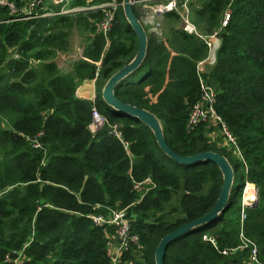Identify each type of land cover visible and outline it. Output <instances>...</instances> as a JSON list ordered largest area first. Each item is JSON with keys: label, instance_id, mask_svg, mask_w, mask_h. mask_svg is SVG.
<instances>
[{"label": "trees", "instance_id": "obj_1", "mask_svg": "<svg viewBox=\"0 0 264 264\" xmlns=\"http://www.w3.org/2000/svg\"><path fill=\"white\" fill-rule=\"evenodd\" d=\"M13 1L21 9L26 0ZM85 4L69 0L67 5ZM187 4L203 32L218 27L223 9L229 8L214 62L202 75L214 89V108L243 160L207 135L206 122L186 130L189 108L199 94L194 62L206 46L196 35L168 23L178 15L165 11L160 19L168 24L166 35L162 30L159 40L148 35L143 60L114 85V94L151 110L174 151L224 154L233 168V184L218 217L168 242L163 262L244 264V249L220 251L238 244L240 224L264 262V0ZM32 11L38 14H12L0 6V264H11L3 260L4 254L12 256L19 248L20 264H112L108 241L113 228L94 223L89 214L121 207L139 246L122 250L116 264H154L159 237L212 206L220 171L207 159L186 164L171 159L147 125L102 101L101 84L136 47L120 4L105 33L95 28L99 8L57 12L45 6ZM73 28L82 34L81 53L60 70L55 57L67 51ZM90 78L94 97L76 95V86ZM93 104L108 122L118 123L127 147L107 132V124L89 130ZM144 176L153 184L143 192L132 188V182ZM245 180L255 185L257 200L244 206L240 221Z\"/></svg>", "mask_w": 264, "mask_h": 264}, {"label": "built area", "instance_id": "obj_2", "mask_svg": "<svg viewBox=\"0 0 264 264\" xmlns=\"http://www.w3.org/2000/svg\"><path fill=\"white\" fill-rule=\"evenodd\" d=\"M54 3L61 2L64 0H51ZM119 0H86L87 6L77 5L68 8L60 9L57 12L69 11L73 9L81 8H99L101 15L97 20L96 30L105 33L106 30L110 28L115 19V13ZM0 6H6L10 13L15 14L18 10L25 12L26 16H35L38 13L32 11L36 7H43L44 0H26L24 7L19 9L13 0H0ZM133 7L140 11L137 14L141 23L145 28L147 35L149 34H159L161 31L160 25V15L165 11H174L177 13L180 20V26L183 30L188 33H192L200 38L206 46L205 54L196 59L194 62V68L198 79L199 94L198 98L191 104L185 126L186 130H189L198 122H206L207 126L210 127L207 135L213 139L218 136H222V140L218 139L222 145H225L234 153V157L237 159H242L240 150L236 144L234 136L228 130L225 122L222 120L220 115L216 112L213 102H214V89L209 85L203 78L202 73L205 72L208 67H210L214 62L215 49L219 44V30L220 27L225 25L229 17V8L225 7L221 13L219 26L208 31L203 32L196 27L194 22L190 17V9L187 4V0H134ZM62 8V7H61ZM33 12V13H32ZM56 12V11H54ZM81 53V46L74 49L73 55L70 53L71 57L79 56ZM103 124H107V132L116 136L124 147H127V141L122 138L120 129L118 128V123L108 122L106 117L100 113L96 106L93 104L90 108V120L88 123V128L90 131H94ZM36 144V142L34 143ZM243 160V159H242ZM153 184L149 176H144L141 180H134L132 182V188L139 190L140 192L145 191L149 186ZM256 196L255 185L245 180L241 186L240 190V212L239 219L241 221L244 216V206L251 201ZM90 218L94 223L97 224H110L113 228V238L115 241V248L113 253L109 258L112 264H116V260L122 250L127 249L130 245L134 244L136 247L139 246L138 235L130 230L129 217L125 214L123 207L121 208H110L106 214H89ZM202 238L209 240L214 244L213 238L202 233ZM239 242L236 246L232 248H222L220 251L225 253L230 251V249H244L245 259L244 264H264V262L258 256V247L254 240L249 236H246L243 232L242 226L240 224L238 230ZM110 242L108 241V244ZM24 242L22 245H25ZM14 255L10 256L8 253L4 254L3 260L10 261L11 264H20L22 261L21 248L12 250Z\"/></svg>", "mask_w": 264, "mask_h": 264}, {"label": "water", "instance_id": "obj_3", "mask_svg": "<svg viewBox=\"0 0 264 264\" xmlns=\"http://www.w3.org/2000/svg\"><path fill=\"white\" fill-rule=\"evenodd\" d=\"M134 0H120L122 13L128 26L136 39V47L132 56L111 72L100 86V97L102 101L111 108L129 114L148 126L160 150L179 163H191L201 159H207L214 163L221 174V185L212 206L199 216L190 219L170 229L161 235L154 247V264H164L163 255L168 242L189 230L218 217L225 207L230 188L233 184V168L226 156L214 150H203L192 154H180L171 149L166 143L162 125L159 118L149 109L135 104L122 101L114 94V85L124 76L139 66L143 60L147 48V32L138 15L133 11ZM255 198L248 202L249 205L256 203Z\"/></svg>", "mask_w": 264, "mask_h": 264}, {"label": "rangeland", "instance_id": "obj_4", "mask_svg": "<svg viewBox=\"0 0 264 264\" xmlns=\"http://www.w3.org/2000/svg\"><path fill=\"white\" fill-rule=\"evenodd\" d=\"M68 2H69V0H64L63 1V3L61 4V2H57L56 4H54L53 2H51V1H46L45 2V5L46 6H52V7H54V8H56V9H58V10H60V9H64V8H68V7H71V6H69V5H67L68 4ZM84 6H87V5H84ZM62 7V8H61ZM85 8H87V7H85ZM85 8H81V9H85ZM134 8V7H133ZM135 9V8H134ZM73 10H78V9H73ZM136 10V9H135ZM69 11H71V10H69ZM137 11V14H140V11L139 10H136ZM61 12H63V11H61ZM162 16H163V13L161 14ZM170 18V17H169ZM164 20H165V18L164 17H162V19L160 20V27L162 28L161 30H162V32L161 33H164V36L166 35V31L168 30V24L167 23H165V25H164ZM170 20H171V22L170 21H168V23H170V24H176V25H178V26H180V20H179V18H177V21L176 20H173V19H171L170 18ZM197 27V26H196ZM95 28H96V24H95ZM199 30H200V28H198ZM202 31V30H201ZM78 32V30L76 29V28H73V30L71 31V33L69 34V36H68V39H69V45H68V48H66V50L67 51H65V52H63L64 54H67L68 55V53L70 54V53H72V46L73 45H77V44H79V42L81 41V35L82 34H79V32ZM130 35H133L132 33L130 34ZM149 36L152 38V39H155V40H159V38H158V36H157V34L155 35V34H149ZM71 39H73L72 40V42L74 41V43L75 44H73L72 45V42L70 43V41H71ZM74 52V51H73ZM61 53V52H60ZM62 54V53H61ZM61 54H56V57H55V60H56V63H57V65H58V67H59V69L60 70H62V69H64L65 68V66L69 63V61H70V55H68V56H65V55H63V56H61ZM94 95V93L92 94V96H90V98H92V97H94L93 96ZM216 138H218V139H221L222 140V136H218V137H216ZM231 155L233 156L234 155V153L233 152H231ZM109 252V251H108ZM113 252L110 250V255L112 254Z\"/></svg>", "mask_w": 264, "mask_h": 264}, {"label": "crops", "instance_id": "obj_5", "mask_svg": "<svg viewBox=\"0 0 264 264\" xmlns=\"http://www.w3.org/2000/svg\"><path fill=\"white\" fill-rule=\"evenodd\" d=\"M46 1H51V0H44V6L43 7H40V8H44L46 5H45V2ZM52 2V1H51ZM54 3V2H53ZM56 4V3H54ZM147 29V27H145ZM78 33V32H77ZM80 34V33H79ZM73 39H71L70 43L72 42ZM81 42V41H80ZM77 44V45H73L75 44L74 41L72 42V55H73V51L74 49H76L77 47H80L81 44ZM68 56L67 54H64L62 53L61 56ZM74 56V55H73ZM73 57H70V61ZM70 66V63H68L64 69H67L68 67ZM94 93V78H90V79H84L82 80L75 88V94L80 96V97H85V98H90V96H92V94ZM94 96V95H93ZM113 235V234H112ZM109 244H108V251L110 253V250L113 252L114 248H115V241H114V238L113 236L111 237L110 236V239H109Z\"/></svg>", "mask_w": 264, "mask_h": 264}]
</instances>
